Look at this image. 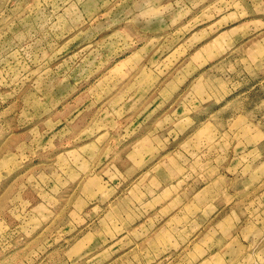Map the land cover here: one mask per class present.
I'll return each instance as SVG.
<instances>
[{
  "label": "rangeland",
  "instance_id": "374dc122",
  "mask_svg": "<svg viewBox=\"0 0 264 264\" xmlns=\"http://www.w3.org/2000/svg\"><path fill=\"white\" fill-rule=\"evenodd\" d=\"M146 135L181 192L122 234ZM0 264H264V0H0Z\"/></svg>",
  "mask_w": 264,
  "mask_h": 264
},
{
  "label": "crops",
  "instance_id": "0c3cea01",
  "mask_svg": "<svg viewBox=\"0 0 264 264\" xmlns=\"http://www.w3.org/2000/svg\"><path fill=\"white\" fill-rule=\"evenodd\" d=\"M154 145V135L139 136L131 142L129 150L122 155L124 163L121 167H117L114 162L111 164L112 168L109 167V173L114 176L115 180L110 179L107 186H104L103 194H107V198L103 201L106 202V205L100 209L101 212L98 216L102 217L105 223L113 222L118 226V230L122 229V234H125L126 231L129 232L130 229L120 228L121 224L123 226L134 225L133 228L137 231V227L141 228L144 227V224L150 223L153 218L150 213L152 210L158 211L163 206L173 203V200L179 195L178 193L181 192V187H173L174 179L162 180L161 172L157 174L156 169H153L155 167L142 169L140 162L157 159ZM116 156V154H112L110 161L116 160ZM141 177H144L142 181H140ZM171 177L173 178V176ZM85 184L86 180L83 185ZM82 189L76 200L81 203L78 205L79 210H83L82 208H87L93 203L90 198L95 193L88 187L86 189L83 186ZM87 194L90 196L88 197ZM93 209L94 207L91 208V210ZM134 210L139 213L140 217L133 216ZM91 224H95V221H92ZM89 228L82 232L76 241H84L89 235L92 236V229Z\"/></svg>",
  "mask_w": 264,
  "mask_h": 264
}]
</instances>
